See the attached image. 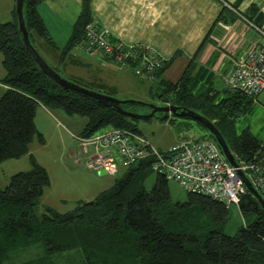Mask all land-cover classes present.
<instances>
[{
  "label": "trees",
  "instance_id": "trees-1",
  "mask_svg": "<svg viewBox=\"0 0 264 264\" xmlns=\"http://www.w3.org/2000/svg\"><path fill=\"white\" fill-rule=\"evenodd\" d=\"M41 1L22 2L28 40L35 49L34 38H41L58 53L61 63L71 49L80 46L84 25L92 22L88 0H82L71 33L60 48L36 12ZM240 14L257 28L264 22V16L252 3ZM203 43L173 81L164 78L163 72L178 52L164 60L151 79L145 78L147 94L151 99L203 115L219 131L234 160L254 161L264 153V141L248 128L236 132L232 120L249 110L258 95L247 96L226 88L210 68L215 54L205 63L197 62ZM0 65V83L5 85L0 93V161L27 153L33 138L43 142L33 121L36 105L83 117L77 134L82 137L111 128L141 134L134 124L138 118L62 88L43 74L22 46L14 9L11 19L0 21ZM94 90L101 92L99 88ZM102 93L111 95L108 91ZM120 106L131 112H135L134 107L143 106L148 111L138 102ZM205 131L206 135L199 137L214 141ZM28 161L29 168L12 173L0 187V264H57L52 257L69 251L78 252L81 264H264V210L246 190L237 207L241 214L250 213L252 218L232 234L220 229L227 213L224 203L195 192H185L183 200L171 201L167 180L161 175L155 174L150 186H144L150 169L143 162L122 165L113 185L100 191L90 205L80 202L63 213L44 206L36 214L34 206L48 177L30 153ZM33 245L39 246V255L7 262L12 252Z\"/></svg>",
  "mask_w": 264,
  "mask_h": 264
},
{
  "label": "rangeland",
  "instance_id": "rangeland-1",
  "mask_svg": "<svg viewBox=\"0 0 264 264\" xmlns=\"http://www.w3.org/2000/svg\"><path fill=\"white\" fill-rule=\"evenodd\" d=\"M0 2V21H6L11 18L10 13L7 12L9 0ZM33 44L41 58L48 65L54 67L63 78L73 80L79 85L93 90L99 88L101 93L108 91L119 100L136 99L156 105L167 104L149 97L146 91L148 83L145 78L137 79L127 70L117 68L112 63H107L98 57L89 56L86 52L80 51L79 47L80 58L85 61L89 60L90 68L70 64L63 68L62 65L55 63L53 51L41 38L35 37ZM94 63L101 64L99 65L101 68L97 67L98 71H93ZM182 69L181 61L174 62L164 71V76L174 80L179 76ZM98 83L102 86H97ZM134 109L138 113L146 112L143 106H136ZM62 112L59 109L48 110L36 105L33 121L35 128L43 137V142L39 143L33 138L28 145L27 153L18 158L0 161V187L7 183L8 177L12 173L29 168L28 153L45 169L48 183L34 206L36 214L41 213L44 206H49L59 213L73 210L78 203L91 200L100 191L112 186L114 180L119 177L123 170L121 164H118L119 169L114 174H99L97 170L87 168L85 154L80 153L76 141L70 135L71 133L78 134L84 118L67 114L64 115L67 118H64L59 115L65 114ZM160 116L158 112L153 117L134 121L141 135L156 147L164 149L182 138H197L202 134L206 135L205 129L197 125L192 119L172 114H167L166 118L163 119ZM232 125L236 132L248 128L253 135L264 141V94L258 95L249 110L234 116ZM154 176L155 173L149 171L144 180L146 188L150 186ZM167 186L171 201L184 199L185 192L174 181L167 180ZM226 210L225 220L220 224V229L226 234L234 233L238 226L247 223L252 218L250 213L241 214L235 204H226ZM40 253L39 246L33 245L12 252L8 256L7 262L21 261L35 257ZM52 259L57 264H81L77 251L65 252L53 256Z\"/></svg>",
  "mask_w": 264,
  "mask_h": 264
},
{
  "label": "built area",
  "instance_id": "built-area-1",
  "mask_svg": "<svg viewBox=\"0 0 264 264\" xmlns=\"http://www.w3.org/2000/svg\"><path fill=\"white\" fill-rule=\"evenodd\" d=\"M250 24V23H249ZM262 38L231 62L221 76L223 85L247 96L264 94V22L260 28L250 24ZM107 29L93 22L84 25L80 47L133 76L151 79L164 59L147 45L111 41ZM80 153L85 154L86 166L114 174L117 165L143 162L155 174L174 181L184 192L207 195L211 199L237 205L245 188L236 174L241 170L251 185L264 198V153L254 161L234 160L230 165L218 145L207 137L182 138L161 149L144 136L123 128L99 131L87 137L70 134Z\"/></svg>",
  "mask_w": 264,
  "mask_h": 264
},
{
  "label": "crops",
  "instance_id": "crops-1",
  "mask_svg": "<svg viewBox=\"0 0 264 264\" xmlns=\"http://www.w3.org/2000/svg\"><path fill=\"white\" fill-rule=\"evenodd\" d=\"M81 2L42 0L36 5V12L56 47H62L67 41ZM251 3L264 16V0H88V7L92 22L104 26L111 41L147 45L164 60L178 52L168 67L177 61H181L184 67L201 41H204L197 62L205 63L209 56L215 54L210 68L221 77L233 60L261 41L260 36L240 14ZM13 7V0H9L7 12L10 15ZM78 49L83 51L80 46L74 47L61 63L58 62L57 52L51 50L55 63L63 68L69 64L90 68V61L81 59ZM96 64L93 65V71L101 68V64ZM2 73L0 65V77ZM4 88L5 85L0 83V93ZM59 115L67 118L64 116L66 114Z\"/></svg>",
  "mask_w": 264,
  "mask_h": 264
},
{
  "label": "water",
  "instance_id": "water-1",
  "mask_svg": "<svg viewBox=\"0 0 264 264\" xmlns=\"http://www.w3.org/2000/svg\"><path fill=\"white\" fill-rule=\"evenodd\" d=\"M22 2L23 0H14V13L16 18V25L17 30L20 33V40L22 43V46L25 48V50L28 52L38 69L48 76L50 79H52L55 83L60 85L62 88L71 90L77 94L89 97L96 102L105 105L110 106L114 108L116 111L129 116L133 118L138 119H147L150 117L155 116V113H158L161 115V117H166L167 113H170L174 116H181L186 117L189 119H192L199 123L202 127H204L213 137L215 143L218 145L222 155L224 156L225 160L232 166H235L234 158L231 154V152L228 150L225 141L219 131L214 127L211 121H209L207 118H205L203 115L197 113L196 111L189 109V108H178L174 104H164V105H156L150 102H144L136 99H123L119 100L113 97L112 95L101 93L99 91L86 88L84 86H81L77 84L76 82L72 80H68L66 78H63L61 75H59L55 70H53L38 54V52L33 48V46L30 44L27 36V31L24 26L23 17H22ZM126 102H138L144 105L148 111L145 113H138V112H131L128 110H125L121 108L120 104L126 103ZM99 174H104L105 172L103 170H97ZM237 176L240 178L245 190L252 195L255 200L258 202L260 207L264 210V200L263 198L258 194V192L255 190V188L251 185L249 180L245 177L243 172L241 170H236ZM92 204V200H88L85 202H82L81 205H90Z\"/></svg>",
  "mask_w": 264,
  "mask_h": 264
},
{
  "label": "flooded vegetation",
  "instance_id": "flooded-vegetation-1",
  "mask_svg": "<svg viewBox=\"0 0 264 264\" xmlns=\"http://www.w3.org/2000/svg\"><path fill=\"white\" fill-rule=\"evenodd\" d=\"M167 114H170V113H167Z\"/></svg>",
  "mask_w": 264,
  "mask_h": 264
}]
</instances>
